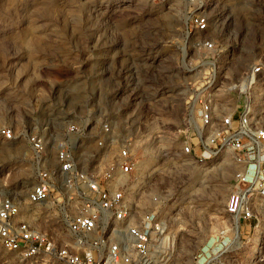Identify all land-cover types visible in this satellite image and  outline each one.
<instances>
[{
  "label": "rangeland",
  "instance_id": "374dc122",
  "mask_svg": "<svg viewBox=\"0 0 264 264\" xmlns=\"http://www.w3.org/2000/svg\"><path fill=\"white\" fill-rule=\"evenodd\" d=\"M196 13L210 18L204 34L190 31ZM256 64L264 67V0H0V127L19 131L20 120L37 119L42 130L49 120L48 136L52 121L128 110L131 91L143 113L152 112L155 92L162 97L167 141L153 181L175 245L155 253L156 264H194L228 229L224 206L236 170L229 160L182 164L172 136L185 126L171 120L187 121L213 65L220 66L214 85L227 89ZM256 89L264 93V75ZM22 155L0 142V190L23 195L32 183ZM259 232L264 244V218ZM248 256L240 264H264V248ZM0 264H15L1 248Z\"/></svg>",
  "mask_w": 264,
  "mask_h": 264
},
{
  "label": "built area",
  "instance_id": "2783aa9c",
  "mask_svg": "<svg viewBox=\"0 0 264 264\" xmlns=\"http://www.w3.org/2000/svg\"><path fill=\"white\" fill-rule=\"evenodd\" d=\"M188 23L199 34L210 28L209 16L202 13L191 15ZM203 47L211 51L214 44ZM210 72L187 121L171 120L185 126L172 136L173 155L187 166L218 159L235 165L224 206L229 227L194 257V264H240L251 250L254 258L264 248L259 235L264 218V93L256 89L264 67L252 66L239 84L227 89L214 85L220 66L213 65ZM157 93L147 101L152 112L143 113L139 96L131 91L128 110L78 122L52 121L54 132L48 136L49 120L42 130L37 119H31L32 127L20 120L19 131L0 127L3 146L23 149L21 160L29 164L32 180L23 195L21 190H0L4 255L15 264H156L154 254L168 253L170 239L173 249L175 238L153 181L159 158L165 157L159 144L167 141L159 125L170 112ZM149 147L155 151L151 158Z\"/></svg>",
  "mask_w": 264,
  "mask_h": 264
},
{
  "label": "bare ground",
  "instance_id": "6f19581e",
  "mask_svg": "<svg viewBox=\"0 0 264 264\" xmlns=\"http://www.w3.org/2000/svg\"><path fill=\"white\" fill-rule=\"evenodd\" d=\"M166 141H162V142H160V146L159 147H166ZM147 152H148V155H149V157L151 158V157H153L154 156V154H155V151L153 150V148H151V147H149V148H147ZM148 158V157H147ZM149 159V158H148ZM147 161V160H146ZM222 164L224 163V162H226V160L225 159H223L222 161ZM220 167L222 166L221 164L219 165ZM170 243H171V239H170V241H169V251L168 252H172L173 250H174V246H173V249L171 248V246H170ZM175 245V244H174ZM171 250V251H170ZM165 252V251H164ZM166 253V252H165Z\"/></svg>",
  "mask_w": 264,
  "mask_h": 264
}]
</instances>
